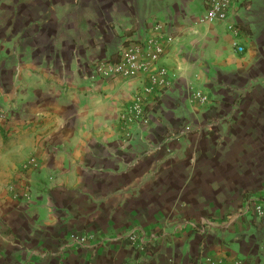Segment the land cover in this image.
<instances>
[{
    "label": "crops",
    "instance_id": "obj_1",
    "mask_svg": "<svg viewBox=\"0 0 264 264\" xmlns=\"http://www.w3.org/2000/svg\"><path fill=\"white\" fill-rule=\"evenodd\" d=\"M206 8L0 0V264H264V0L237 36ZM149 37L171 81L127 135L145 77L92 69Z\"/></svg>",
    "mask_w": 264,
    "mask_h": 264
},
{
    "label": "built area",
    "instance_id": "obj_2",
    "mask_svg": "<svg viewBox=\"0 0 264 264\" xmlns=\"http://www.w3.org/2000/svg\"><path fill=\"white\" fill-rule=\"evenodd\" d=\"M233 0H207V8L202 18L204 22H225L226 28L233 36L239 35V28L231 20V4ZM153 29L160 31L158 24ZM163 36L160 35L159 39ZM169 41L170 37L165 36ZM237 52L243 49L240 46L236 48ZM164 53V47L158 38L149 37L146 40L135 42L125 47L115 60H99L94 63L92 76L99 78L122 77L133 78L138 75L145 77L146 81L141 86L139 92L135 95L132 102L127 105L120 113V123L127 135L134 132V127L139 123L148 120V106L156 93L167 87L171 81L168 71L159 64V59ZM195 97L200 102L205 103L207 97L201 92H194ZM31 165L35 166V160L29 158L23 165V169H28ZM13 190V188H11ZM26 196V195H25ZM255 212L258 216L264 217V202L255 206ZM134 243L135 237L129 236ZM87 240L84 236L71 234L68 238L70 244H83ZM121 264H137L133 261H124ZM211 264H224L222 260L212 261ZM235 264H243L237 261Z\"/></svg>",
    "mask_w": 264,
    "mask_h": 264
}]
</instances>
